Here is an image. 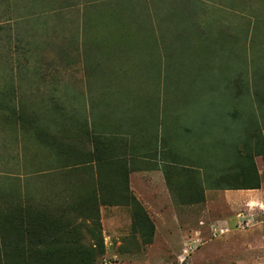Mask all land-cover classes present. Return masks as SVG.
<instances>
[{
  "label": "rangeland",
  "instance_id": "1",
  "mask_svg": "<svg viewBox=\"0 0 264 264\" xmlns=\"http://www.w3.org/2000/svg\"><path fill=\"white\" fill-rule=\"evenodd\" d=\"M203 87L211 90V124L179 121L177 180L202 187L201 202L225 203L237 216L239 244L260 256L263 158L254 159L262 194L232 185L247 183L237 172L249 125H263L256 92L264 93V0H0V236L4 204L12 201L35 237L54 233L40 229L45 222L63 216L78 224L92 214L106 245L96 264L231 259L237 250L220 244L231 227L218 225L216 210L213 220L196 223L204 232L187 238L188 252L125 253L154 238L148 228L133 229L129 201L110 205L98 196L105 186L108 200L120 201L114 190L121 189L112 187L125 183L123 175L113 179L114 164L143 167L136 155L146 134L154 143L160 107L193 113L197 97L190 93ZM103 153L108 170L96 160ZM79 234L85 231L66 237Z\"/></svg>",
  "mask_w": 264,
  "mask_h": 264
},
{
  "label": "crops",
  "instance_id": "2",
  "mask_svg": "<svg viewBox=\"0 0 264 264\" xmlns=\"http://www.w3.org/2000/svg\"><path fill=\"white\" fill-rule=\"evenodd\" d=\"M190 94H195L194 96L197 97V99H195L197 101L191 103L192 106L190 110H195L193 113L184 114L182 113L184 108H180L178 105L177 107H174V105L168 107V104H164L163 107H160L161 111L158 112V129L156 131L154 143L152 142L151 145H149L147 134L146 139L144 138L142 140L143 147L141 144L139 149L140 153L136 156H138V160L142 162L144 166L135 169L131 168L130 189L156 222V232L151 244L144 247L142 246V242L140 245L137 243L134 249H127L125 253L142 254L149 251L155 253L174 252L179 254L188 252L190 250V244L187 238L190 236L196 237L197 234L201 235L204 232V228H195V225H197L196 223L205 224L213 220V213L216 210V212H220L221 215L219 217L220 221L217 222L218 225H230L229 227H231L230 233L220 242L223 246L222 250H237L236 255L223 264H264V254L253 257L251 255L253 250L248 247L246 249L239 244L240 240L237 239L240 237V231L236 226L238 221L237 216L229 213L224 205L225 203L213 204L208 198L205 202H201L203 197L201 195L202 193L198 190H202V187L196 188L194 184L177 180L180 162L176 147L181 139L177 127L179 121L183 118H187L190 121V125L203 128L211 124L210 116L208 115L210 110L208 100L211 90L206 87L196 88L195 91ZM206 94L208 96H205ZM206 97H208L207 100ZM170 109L171 111H168ZM223 117L225 118V116ZM152 163H154L155 166H153ZM122 187L124 188V184ZM252 191L256 194L263 193L262 189H254ZM203 194L208 197V194L211 193L210 190H207V192ZM213 206H218L219 209H213ZM109 215L111 216V236H113L117 231L116 225L114 224L116 217L113 216V213H109ZM251 221H253V219H250L249 222ZM251 234L254 235L255 233ZM259 234L261 237H264V233L260 232L257 235L259 236ZM107 238L109 239V236H107ZM119 245H121V243H118L115 249L119 248ZM244 249L247 250L245 254L248 255L239 256ZM148 264L167 263L149 262ZM176 264L198 263L192 261Z\"/></svg>",
  "mask_w": 264,
  "mask_h": 264
},
{
  "label": "trees",
  "instance_id": "3",
  "mask_svg": "<svg viewBox=\"0 0 264 264\" xmlns=\"http://www.w3.org/2000/svg\"><path fill=\"white\" fill-rule=\"evenodd\" d=\"M262 94L264 95L262 92H256V104L264 117V96H261ZM241 97L242 95L236 96L238 99ZM262 124H256L255 127L249 125V130L253 133L249 132L244 137L243 146L247 153L243 159L244 164L238 162L239 170L237 172V174L242 175L247 183L232 185L233 189H260L261 187V179L254 159L256 156H261L264 162V119ZM237 148L235 150L239 152ZM105 156L103 153L96 160L100 165L103 163V168L108 170L107 163H104ZM114 165L116 167L115 175L111 173L113 179L119 182L120 175H123L120 180L125 183L124 188L119 185L112 187L113 190L114 188L121 189L114 190L115 196H120V201H109L108 188L105 186L100 187L98 196L104 200V204L110 205H122L123 201H129L133 209V229L141 232L140 229L144 231V228H148L153 240L155 233L153 219L130 189L131 169L122 164V161ZM123 193L127 194L124 196ZM11 202L8 201L4 204L7 217L1 224L3 235L0 236V264H96L98 259L106 253L105 240L100 232V221L95 219L92 214L84 215L85 220L78 224L72 221L64 223L63 216L57 221L51 222V226L45 222L40 229L46 233L47 230L53 229L54 233L51 236L37 235L35 237V229L28 223V217L16 214L17 206ZM89 204L95 205L93 198L88 201L87 206ZM75 208L80 209L79 206ZM89 219L92 221L88 222ZM80 229L85 231L81 238L80 234L76 238L66 237L73 235Z\"/></svg>",
  "mask_w": 264,
  "mask_h": 264
},
{
  "label": "built area",
  "instance_id": "4",
  "mask_svg": "<svg viewBox=\"0 0 264 264\" xmlns=\"http://www.w3.org/2000/svg\"><path fill=\"white\" fill-rule=\"evenodd\" d=\"M226 231H227V230H224V229H221V230H220L221 233H224V232H226Z\"/></svg>",
  "mask_w": 264,
  "mask_h": 264
}]
</instances>
